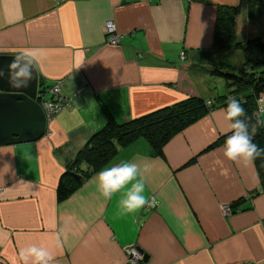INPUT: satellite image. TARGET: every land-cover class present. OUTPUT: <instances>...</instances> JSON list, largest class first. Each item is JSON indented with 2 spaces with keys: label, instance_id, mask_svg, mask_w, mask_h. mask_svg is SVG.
<instances>
[{
  "label": "crops",
  "instance_id": "0c3cea01",
  "mask_svg": "<svg viewBox=\"0 0 264 264\" xmlns=\"http://www.w3.org/2000/svg\"><path fill=\"white\" fill-rule=\"evenodd\" d=\"M239 1L0 0V54L37 51L40 84L59 83L72 103L41 138L0 146V264H25L20 250L33 244L52 254L51 264H133L124 253L131 245L148 256L140 264H264V188L254 162L223 155L230 121L220 104L169 138L161 154L152 155L143 136L116 145L68 198L56 197L67 164L108 119L183 102L189 82L207 102L228 93L211 70L240 69L243 52L218 49L213 34L219 11ZM239 19L252 26L240 41L264 39L263 5ZM107 20L117 45L105 43ZM181 65L190 66L188 80ZM256 113L264 132V109ZM121 161L139 166L152 207L124 215L121 194H100L96 173Z\"/></svg>",
  "mask_w": 264,
  "mask_h": 264
},
{
  "label": "trees",
  "instance_id": "16d2710c",
  "mask_svg": "<svg viewBox=\"0 0 264 264\" xmlns=\"http://www.w3.org/2000/svg\"><path fill=\"white\" fill-rule=\"evenodd\" d=\"M261 5L264 6V0H240L237 6L219 11L216 18L214 46L218 49H239L244 57V66L238 70L229 65L214 67L211 70L213 75L227 82L226 87L229 91L225 96L218 97V100H209L211 102L209 105L194 84L189 82L192 86L191 89L185 88L189 96L183 102L121 123L108 119L100 130L90 136L85 147L77 152L75 158L67 164L57 185V200L63 201L68 198L80 186L83 179L98 170L115 153L116 145H126L137 137L143 136L151 144V154H161L163 145L174 134L182 131L216 104L226 107L229 95H233L241 102L253 142L260 148H264V132L260 116L256 113L258 102L261 98L264 100V39L254 37L240 41L237 38L238 35L252 29L249 19L247 21L239 19L241 10H247L249 18H254ZM209 61L213 63L214 59L211 58ZM189 69V65H181V72L186 80L189 79ZM43 87L46 86L40 84V89ZM230 134L228 132L224 136ZM253 162L264 188V156ZM82 164L86 165V169L81 167ZM73 174L81 177L78 179Z\"/></svg>",
  "mask_w": 264,
  "mask_h": 264
},
{
  "label": "clouds",
  "instance_id": "9594fccd",
  "mask_svg": "<svg viewBox=\"0 0 264 264\" xmlns=\"http://www.w3.org/2000/svg\"><path fill=\"white\" fill-rule=\"evenodd\" d=\"M40 58V54L31 49L14 55L13 60L7 65L6 83L9 87L27 88ZM22 59L26 61L23 66L20 65ZM0 79H5L4 69H0ZM225 113L226 119L230 121L228 131L231 134L224 141L223 155L230 161L244 164L264 156V148L253 142L241 102L230 98ZM95 181L105 200L121 194L118 205L124 215L135 214L149 203L146 183L136 163L121 161L116 165L105 167L96 173ZM19 255L25 264L30 257L33 258V264H51L53 261L52 254L46 248L34 244L21 249Z\"/></svg>",
  "mask_w": 264,
  "mask_h": 264
},
{
  "label": "water",
  "instance_id": "95a60500",
  "mask_svg": "<svg viewBox=\"0 0 264 264\" xmlns=\"http://www.w3.org/2000/svg\"><path fill=\"white\" fill-rule=\"evenodd\" d=\"M17 54H0V69L5 70V79H0V146L32 142L43 136L46 130L44 114L37 103L40 82L35 67L29 86L24 89L9 87L6 83L7 65ZM25 60L20 61L23 66ZM76 178L80 175L73 174ZM148 258L144 255L143 261Z\"/></svg>",
  "mask_w": 264,
  "mask_h": 264
},
{
  "label": "built area",
  "instance_id": "2783aa9c",
  "mask_svg": "<svg viewBox=\"0 0 264 264\" xmlns=\"http://www.w3.org/2000/svg\"><path fill=\"white\" fill-rule=\"evenodd\" d=\"M104 33H105L106 44L114 46L119 43L120 35L116 31L114 24L111 20L105 21ZM184 57H185L184 53H181L180 59L183 60ZM37 95L38 96L36 101L39 104L44 114L46 125H48L49 122L54 120L57 115L72 107L71 100L67 95H65L61 91V87L59 83L41 88ZM230 98L235 99L233 95H229L228 100ZM260 102H262L263 104L260 105L259 108H257L259 112H261L264 109V100L262 98L260 99ZM207 104L210 105L211 102L208 101ZM153 204H154L153 201L149 200L147 206L152 207ZM222 211L224 214H229L231 213V208L229 206H223ZM124 253L127 256L128 261L133 264H140L143 262L144 259L143 252H141V250L134 245L125 247Z\"/></svg>",
  "mask_w": 264,
  "mask_h": 264
},
{
  "label": "rangeland",
  "instance_id": "374dc122",
  "mask_svg": "<svg viewBox=\"0 0 264 264\" xmlns=\"http://www.w3.org/2000/svg\"><path fill=\"white\" fill-rule=\"evenodd\" d=\"M217 79H219L221 81V84H220V87L219 88L222 90V92H224V90H225L224 82H222V79L221 78H217Z\"/></svg>",
  "mask_w": 264,
  "mask_h": 264
}]
</instances>
